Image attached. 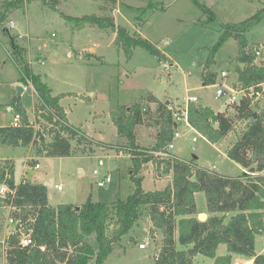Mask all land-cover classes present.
<instances>
[{
	"label": "rangeland",
	"instance_id": "rangeland-1",
	"mask_svg": "<svg viewBox=\"0 0 264 264\" xmlns=\"http://www.w3.org/2000/svg\"><path fill=\"white\" fill-rule=\"evenodd\" d=\"M4 0H0V7ZM211 12L202 11L192 0H116L113 4L103 0H60L56 8L31 1L15 6L0 28V126L10 124L14 101L23 107L33 119L37 96L27 80H22L19 67L10 53V38H18L24 57L34 73L50 88L52 95H62L68 121L81 128L92 140H100L114 146H122L125 138L117 135L111 119L112 111L134 102L141 103L149 93L161 101H170L172 107H183L186 97L195 95L198 103L217 111H224L227 104L216 99L215 83L230 85L237 78L238 44L228 38L217 52L212 48L218 41L223 24L235 23L252 16L264 5V0H199ZM106 5V10H100ZM163 9H162V8ZM62 13L73 17L85 14L112 15L116 27L122 25L130 32L147 38L165 54L159 60L144 48L133 49L126 59L118 46L116 29L100 28L87 23L67 20ZM12 20L14 27H9ZM7 27L8 32L2 28ZM249 46L264 44V16L245 32ZM208 59H211L205 67ZM205 70V71H204ZM227 76L221 77V71ZM203 71L216 73V82L203 85ZM23 87L17 98L15 86ZM155 108L153 103L143 107ZM228 113H232L229 106ZM245 121L217 143H211L201 134L178 127L181 136L174 142L172 151L181 159H193L195 164L226 176H237L242 168L226 156V149L236 140ZM157 127L153 119L137 125L138 141L143 146L155 144ZM195 136L196 141H192ZM75 150L69 156L37 157L40 167L24 162L28 148L10 146L0 142V159L12 158L15 162V178L22 174L32 181L46 184L50 205H80L87 199L93 202L125 200L134 188L130 178L132 159L125 151L108 147L83 150V145L71 142ZM33 155V151H31ZM97 174H94V172ZM145 190L164 188L171 182V175H163L152 161L142 165L139 173ZM110 176L104 186L97 181ZM61 185V190L56 189ZM196 207L206 213L203 192L195 193ZM139 218L129 232L114 245L103 264H154L155 254L161 244V234L149 231L150 221L146 205L137 207ZM9 208L0 206V254L5 235L13 229L8 221ZM131 237L134 240H131ZM148 240L145 248L138 245ZM91 243H94L90 238ZM179 249L185 248L177 243ZM255 251L264 252V232L257 234ZM226 253V246L219 244L217 255ZM234 257L233 264H240ZM213 259L201 254L194 257V264H212ZM0 264H5L0 256Z\"/></svg>",
	"mask_w": 264,
	"mask_h": 264
},
{
	"label": "trees",
	"instance_id": "trees-1",
	"mask_svg": "<svg viewBox=\"0 0 264 264\" xmlns=\"http://www.w3.org/2000/svg\"><path fill=\"white\" fill-rule=\"evenodd\" d=\"M40 1L56 8L60 0H4L0 7V28L5 25L8 13L18 4ZM115 3L116 0H103ZM202 11L211 12L204 2L192 0ZM100 10H106L101 5ZM162 8V7H161ZM163 9V8H162ZM67 20L87 23L100 28L116 29L117 43L130 59L133 49L144 48L159 60L166 59L155 44L126 27H116L112 15L85 14L73 17L62 13ZM264 16V5L252 16L235 23L223 24V31L212 48L214 55L228 38L238 44L236 87H249L264 81V64L254 63V49L249 46L245 32ZM4 28V27H3ZM2 28V29H3ZM5 31V30H4ZM6 32V31H5ZM10 53L19 67L22 80H30L38 98L34 104V120L30 121L25 109L16 99L14 113L20 116L17 126H0V142L10 146H24L34 155L69 156L76 145L83 150L94 144L116 151H125L132 159L130 178L134 188L125 200L93 202L87 199L80 205L58 204L47 201V184L15 178L12 158L0 159V183L15 189L11 195H0V206L8 207L13 219V229L4 237L5 264H103L114 245L129 232L139 218L137 207L146 205L150 221L149 231H159L161 244L154 257V264H194V257L201 254L213 259L212 264H233L234 257L252 259L253 264H264V252L254 248L255 236L264 232V102L252 103L243 98L238 103L227 104L232 113L215 111L195 102L187 104L189 124L211 143H217L232 132L238 122L245 121L237 138L226 149V156L242 168L237 176H226L200 167L193 159L184 160L167 150L176 123L173 113H182V107H172L149 93L141 103L122 106L112 111L111 119L117 135L125 138L122 146L92 140L81 128L68 123L59 104L62 95H52L50 88L34 73L24 57L23 46L10 39ZM211 59H208L205 67ZM243 64V66H241ZM205 71V70H204ZM203 71L204 84L216 82V73ZM153 103L154 109L143 107ZM256 113V116H254ZM54 114V115H53ZM153 119L157 127L152 147L139 143L136 126ZM35 124L37 127H35ZM152 151H166L170 155H155ZM152 161L163 175H171V182L162 189L145 190L138 173L143 164ZM38 159L28 163L33 166ZM250 168H254L250 172ZM203 192L207 217L197 219L195 193ZM25 228L32 239L26 246L20 244ZM90 238L94 243H91ZM131 240L134 238L131 237ZM177 243L185 248L179 249ZM219 244L226 246V253L217 255Z\"/></svg>",
	"mask_w": 264,
	"mask_h": 264
},
{
	"label": "built area",
	"instance_id": "built-area-1",
	"mask_svg": "<svg viewBox=\"0 0 264 264\" xmlns=\"http://www.w3.org/2000/svg\"><path fill=\"white\" fill-rule=\"evenodd\" d=\"M8 25L11 28L14 27L13 21L9 20ZM254 55H255L254 63L259 64V65L264 64V44L258 45V47H255ZM225 76H227V72L222 70L221 71V77H225ZM27 81L32 86L30 80H27ZM215 87H216V90H215L214 97L216 99L223 100L226 104L238 103L243 98L249 99L252 103L264 102V81H262L256 85L249 86V87H236V86H232V85H226L223 83H219V84L215 83ZM32 88H33V86H32ZM33 90H34V88H33ZM34 92H35V90H34ZM35 94H36V92H35ZM36 96H37V94H36ZM37 98H38V96H37ZM185 101H186V103L182 107V113H173V118H174L177 126L174 130L172 140L167 145V150H169V151H171L173 149L175 140L181 136V133L178 130V127L180 125L185 126L190 131L197 132L188 122L187 104L189 102L198 101V97H196L195 95H190V96L186 97ZM10 123L13 126L19 125L20 116L18 113H15L13 115ZM35 127H37L36 124H35ZM196 139L197 138L195 136L192 137V141H196ZM151 153H153L155 155H163V156L170 155L166 151H152ZM34 158L37 159L36 156L32 155L31 145H30L29 153L24 157V162L27 163V162H29V160L34 159ZM33 167H35V168L40 167L39 162H36ZM94 174H97V172L95 171ZM21 178L22 179L25 178L24 174H22ZM22 179H19L18 181L16 180V182L18 183ZM109 181H110V176H104L101 180L97 181V185L98 186H104ZM61 187H62L61 185H56L57 190H61ZM6 192H9L11 195H13L15 193V189H9L5 183H0V195L5 194ZM8 221L13 222V219L8 217ZM23 231H25V228L23 229ZM23 231L21 232L23 234L20 238V244L22 246H26V245H29L32 243V239L29 236V234H27L26 232L24 233ZM2 243H4V240L2 241ZM147 244H148V240L145 239L144 242L139 243L138 247L139 248H145L147 246ZM0 256L4 261L5 260L4 246L2 248Z\"/></svg>",
	"mask_w": 264,
	"mask_h": 264
},
{
	"label": "water",
	"instance_id": "water-1",
	"mask_svg": "<svg viewBox=\"0 0 264 264\" xmlns=\"http://www.w3.org/2000/svg\"><path fill=\"white\" fill-rule=\"evenodd\" d=\"M3 30H5L7 33H9L7 27H4ZM10 39H13V38L11 37ZM18 40H19V39L16 38V39H15V42H18ZM241 66H243V64H241ZM15 90H16V95H17V98H18V97L20 96V94L22 93V91H23V87H21V86H19V85H16V86H15ZM254 116H256V113H254ZM253 171H254V168H250V172H253ZM47 185H51V181L48 182ZM206 217H207V214L204 213V212H199V213L197 214V219L200 220V221H204V220L206 219ZM23 232L25 233L26 230L23 231Z\"/></svg>",
	"mask_w": 264,
	"mask_h": 264
},
{
	"label": "crops",
	"instance_id": "crops-1",
	"mask_svg": "<svg viewBox=\"0 0 264 264\" xmlns=\"http://www.w3.org/2000/svg\"><path fill=\"white\" fill-rule=\"evenodd\" d=\"M235 82H236V79H235ZM235 82H234V83H231L230 85L235 86ZM203 85H205L204 82H203ZM214 85H215V84H214ZM51 94H52V93H51ZM169 102H170V101H167V100L165 101V103H166L167 105H170ZM59 104H60V101H59ZM150 104H151V103H150ZM60 105H61V104H60ZM61 106H62V105H61ZM178 106H179V105H178ZM62 108H63V106H62ZM212 109H213V108H212ZM63 110H64V108H63ZM213 110H214V109H213ZM33 111H34V109H33ZM215 111H217V110H215ZM64 112H65V110H64ZM65 114H66V112H65ZM27 116H28V115H27ZM33 117H34V112H33ZM28 118H29V117H28ZM66 118H67V117H66ZM29 120H30V121H33L34 118H33V119H30V118H29ZM67 121H68V119H67ZM68 123H70V122L68 121ZM70 124H71V123H70ZM72 125H73V124H72ZM74 126H75V125H74ZM180 126H183V125H180ZM180 126H179V127H180ZM156 130H157V129H156ZM156 133H157V131H156ZM154 140H155V138H154ZM171 151H172V150H171ZM28 153H29V149H28L27 154H28ZM172 153H173V155L177 156L173 151H172ZM178 157H179V156H178ZM24 177H25V176H24ZM19 179H22V178L20 177ZM19 179H18V180H19ZM16 180H17V179H16ZM18 180H17V181H18ZM46 184H47V183H46ZM205 208H206V206H205ZM256 252H257V251H256ZM257 253H260V251H258ZM235 257H237L238 259L241 258V259L238 260L240 264H246L247 262H251V264H253V263H252V259H246V258H243V257H241V256H237V255H236ZM237 258H236V259H237Z\"/></svg>",
	"mask_w": 264,
	"mask_h": 264
},
{
	"label": "bare ground",
	"instance_id": "bare-ground-1",
	"mask_svg": "<svg viewBox=\"0 0 264 264\" xmlns=\"http://www.w3.org/2000/svg\"><path fill=\"white\" fill-rule=\"evenodd\" d=\"M246 264H251V262H247Z\"/></svg>",
	"mask_w": 264,
	"mask_h": 264
}]
</instances>
